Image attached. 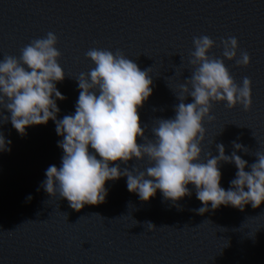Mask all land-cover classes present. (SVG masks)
Masks as SVG:
<instances>
[{
    "label": "water",
    "instance_id": "1",
    "mask_svg": "<svg viewBox=\"0 0 264 264\" xmlns=\"http://www.w3.org/2000/svg\"><path fill=\"white\" fill-rule=\"evenodd\" d=\"M48 32L58 37V62L66 73L57 83L66 97L57 100V118L75 112L76 79L95 66L86 52L120 51L149 69L153 80L152 95L138 109L148 139L158 119L175 116L179 85L195 71L193 38L209 36L215 41L209 55L224 59L238 85L251 80L252 105L213 103L201 160L218 155L220 143L231 155L233 141L247 148L237 154L249 164L264 152V0H0V59L19 57ZM228 37L238 39L236 59L250 55L248 66L223 57ZM0 132L12 142L11 151L0 152V264H264V203L243 210L209 206L201 214L193 185L191 195L175 203L159 190L142 201L121 177L106 182L105 202L74 210L41 187L46 169L59 167L63 155L55 123L29 126L21 135L0 117ZM148 166L147 159L121 163L129 170ZM219 167L227 190L237 168L228 162Z\"/></svg>",
    "mask_w": 264,
    "mask_h": 264
},
{
    "label": "clouds",
    "instance_id": "2",
    "mask_svg": "<svg viewBox=\"0 0 264 264\" xmlns=\"http://www.w3.org/2000/svg\"><path fill=\"white\" fill-rule=\"evenodd\" d=\"M57 43V35L48 32L23 47L19 57L0 59V109L10 113L4 116L0 111L3 121L10 119L24 135L27 127L52 120L62 137L57 142L63 150L60 166L50 165L41 182L46 193L53 197L59 193L72 209L81 210L85 205L105 202L107 181L126 177L128 190L142 201H149L159 190L175 203L190 196L189 185H193L203 205L197 210L201 214L209 206L217 209L230 205L243 210L248 204L258 208L264 203V152H257L256 161L249 164L237 154L247 153V148L233 141L231 155L220 143L216 145L218 155L210 153L201 160L204 120L214 119L213 103L226 102L229 108L239 103L245 110L252 105L251 80L245 77L238 85L224 59L209 55L215 46L213 39L207 35L193 38L195 50L190 63L195 71L179 85L175 116L158 119L157 126L152 127V139L145 136L138 112L152 95V77L149 69L142 70L120 51L91 48L86 52L95 66L76 79L80 91L75 112L57 118V100L66 98L57 88L66 76L58 62L61 53ZM222 44L223 57L236 59L238 39L228 37ZM250 60L245 51L236 63L248 66ZM187 97L191 102H185ZM137 137L144 142L137 143ZM11 143L0 132V152L11 151ZM133 159H147L149 166L143 170L121 168V163ZM221 162L234 163L237 168L227 190L221 186ZM27 199L31 200V195Z\"/></svg>",
    "mask_w": 264,
    "mask_h": 264
}]
</instances>
